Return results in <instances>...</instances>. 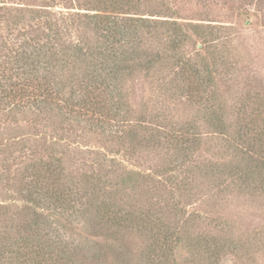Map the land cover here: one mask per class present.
<instances>
[{"label": "trees", "instance_id": "trees-1", "mask_svg": "<svg viewBox=\"0 0 264 264\" xmlns=\"http://www.w3.org/2000/svg\"><path fill=\"white\" fill-rule=\"evenodd\" d=\"M26 1L0 2V35L7 32L9 36H14L12 39L20 41L4 42L3 35L0 36V179L3 178L1 174L7 177L2 179L7 186L4 187L6 192H11L6 194V199L25 202L22 217L11 214L16 207L9 211L6 203L1 205V210L6 209L5 212L10 213L5 215L7 218H0V264L5 262L3 257L10 253V264H39L41 258L45 259L44 262L52 259L51 255L56 252L53 246L42 242L45 239L49 242L46 235L41 241L29 236L21 239L19 233L23 229L38 230L36 225H46L50 209H59L58 215L66 220V211L71 205L83 200L86 204L89 199L90 204L97 207L98 216L107 217L114 226L122 225L133 237L136 233H146L156 243L163 245L173 240L174 232L170 233L173 225L158 217L151 219L152 212L141 211L135 193L140 187L146 194L150 191L162 192L163 188L174 197L180 193H192V174L199 166L186 161L193 152L200 150L204 134L192 131L194 123L189 114H184L185 117L179 122L165 126L156 123L157 115L154 114V120L145 116L138 118L130 129L122 128L124 134L117 132L111 141L122 147L128 159L142 161L145 159L143 153L158 148L164 149L169 158L165 157L156 164V169L149 174L129 171L118 179L120 182L116 180V188L104 189L101 201L96 202L93 196L90 197L96 184H101V179L92 178L91 174L78 177L74 172L66 171L68 167L61 158L63 150L49 152L52 139H48L43 131L46 120L50 122L58 116H66L72 121L74 115L78 126L84 124V127L92 129V124H95L101 128L104 122L109 123V118L115 116L113 112L119 110L114 105L115 95L122 93L126 77L133 78L143 69L150 74L156 65L172 61L167 70L160 66L158 71H169L176 78L174 81L183 96L181 105H202L208 122L218 130L220 136L239 149L243 155L240 161L244 159L248 162L246 166L242 162L236 166L218 163L219 167L230 169L231 175L240 177V180L251 179L259 170L264 174V108L253 107L254 98L259 95L254 98L250 95L246 98V104L239 100L241 105L236 107L238 114H242L240 118H243L227 121L220 85L233 67V62H229L228 56L222 52L224 38L219 30L203 23L186 21L178 10L172 8L162 10L164 12H159L157 17H149L147 13L135 11L138 2L135 0H89L87 8L80 7L86 10L81 30L86 39L92 37L90 34L93 33L95 42L101 45L90 41L87 45H79L76 50L73 46L67 47V52L65 48L59 53L62 57H56L58 52L54 54L53 50L59 47V23L53 15H47L44 4L31 5ZM160 31L165 32L164 39L170 44L168 56L156 54L152 59L148 50L137 52L140 51L137 48L135 51L136 34L138 38L146 37L151 42L152 38L160 36ZM42 38L48 42L36 41ZM96 46L109 47L112 52L118 50L119 53L112 59L106 49H93ZM186 47L192 48L189 55L184 52ZM71 56L87 60L84 62L87 69L82 67L83 62L72 67L69 58L74 62L75 59ZM66 76H69V80H76L70 90L65 84ZM251 102L253 106H249ZM21 119L25 120L26 126L19 123L20 126L14 128L19 134H9L12 126H8V122L15 123ZM207 164L204 162V168L208 167ZM120 165L115 163V166ZM243 166L245 169H239ZM225 169L220 174L229 173ZM237 170L241 171L239 175ZM119 183L123 184L127 198L130 193V200L136 199L135 205H132L135 209L120 208ZM127 184L129 187L125 186ZM108 199L111 202L105 204ZM176 202L178 207L181 206V199ZM178 222L176 225H179Z\"/></svg>", "mask_w": 264, "mask_h": 264}, {"label": "rangeland", "instance_id": "rangeland-1", "mask_svg": "<svg viewBox=\"0 0 264 264\" xmlns=\"http://www.w3.org/2000/svg\"><path fill=\"white\" fill-rule=\"evenodd\" d=\"M26 2L31 5L44 4L47 7L45 9L48 11L47 15H53L59 23V47L53 50L54 54L58 52L56 57H62L59 53L65 48L67 52V47L73 46L76 50V47L83 43L87 45L90 41L95 42L93 33L90 34L93 38L86 39L81 30L82 25L84 27L83 14L86 10L80 7L87 8L89 0H27ZM135 2H137L135 11L147 13L149 17H157L159 12H164L162 10L172 8L178 10L186 21L203 23L221 32L219 34L224 38L222 52L228 56L229 62H233L228 74H223L226 81L223 80L220 85L222 89L220 92L224 94L222 101L226 106L227 121H238L243 118H240L242 114L240 112L238 114L236 107L237 105L240 107L242 102L246 104V98L250 95L253 98L259 96L254 98V106L252 102L249 106L264 108V0H135ZM161 2L165 4L164 7L161 6ZM8 34L2 33L4 42H20L12 39L14 36ZM158 35L160 36L148 42L146 37L140 39L136 34L135 51L137 48H140L137 52L148 50L152 59H155L152 56L156 54L160 57L168 56V50L171 48L164 39L166 34L160 31ZM36 41L48 42L46 38ZM95 43L101 45L100 42ZM93 49L102 51L106 47L96 46ZM109 49L107 47L105 51L114 59L119 52L118 50L112 52ZM184 50L188 55L192 52L191 47H186ZM69 62L72 67L83 62L82 67L87 69L84 63L88 62L87 60L76 58L74 62L69 58ZM171 62L156 65L150 74H146L143 69L133 78L126 77L122 93L117 92L115 95L114 105L119 107V110L116 109V112H113L114 119L109 118V123L104 122L101 128L95 124H92V129L84 127V124L78 126L75 119L77 117L74 115L72 121L66 116H58L50 122L46 120L43 131L45 130L48 139H52L49 152H54L55 149L63 150L64 154L61 158L68 167L66 171L74 172L73 174L78 177L91 174L92 178L101 179V184L99 179L97 182L99 184H96L94 194L92 192L90 197L93 196L92 199L96 202L101 201L104 189L116 188V180L129 171L149 174L156 169V164L165 157L169 158V154L166 155L164 149L158 148L143 153L145 159L143 158L142 161L130 160L121 150L122 147L111 141L117 136V132L124 134L122 128L130 129L138 118L145 116H150L151 120H154L155 114L156 123L165 126L179 122L185 117L184 114H189L190 120L194 123L192 131L204 134L200 150L193 152L186 161L191 162L192 165L196 163L200 168L196 167L195 173L192 174L194 178L190 188L192 193L188 195L180 193L178 195L180 197H174L163 187L162 192L150 191L148 194L143 187H140L135 193L141 211L152 212L151 219L158 217L173 225L170 229V233L174 232L173 240L163 245L156 243L146 233H136L133 237L127 228L122 225L114 226L107 217L98 216L97 207L90 204L91 199L86 201V204L83 200L69 207L66 211V215L68 214L66 220L65 217L58 215L59 209H50L46 225L42 227L36 225L38 230L23 229L19 233L18 237L21 239L29 236L41 240L46 238L44 235L47 236L49 242L46 239L41 241L53 246L56 254L53 253L52 259L47 262L41 258L39 264H52V262L53 264H264V174L259 170L251 179L240 180V177L231 175L230 169L219 167L218 163H230L236 166L242 162L246 166L248 162L244 159L240 161L243 155L239 149L233 147L225 137L220 136L218 130L208 122V117L205 116L206 110L202 105L197 106L192 103H188L187 106L181 105L183 96L179 91V85L174 81L176 78L171 72L165 71L170 67ZM70 65L69 67L72 68ZM160 66L165 69L163 72L158 71ZM56 73L59 75L58 71ZM68 77H65L67 82L65 84L70 90L76 80H69ZM239 100L241 103H238ZM8 123H10L8 126H12L9 134L13 136L19 134L14 128L19 127L20 124L23 126L27 124L22 119ZM121 123L127 127L122 126ZM204 162L208 163V167L204 168ZM115 163L121 164L120 167L115 166ZM244 166L239 169H245ZM224 169L229 173L220 174ZM116 170L117 173H114ZM239 172L241 171L237 170V175L240 174ZM1 175L3 178L0 179V218H7L10 213L5 212L6 209L1 210V205L5 203L9 211L16 207L11 214L22 217L25 202L6 199V194L11 192H6L4 189L7 186L2 179L7 177ZM122 186L121 183L119 185L121 195L118 198L120 208L135 209L132 205H135L136 199L130 200V193L127 198ZM179 199L181 206L178 207L176 200ZM110 202L108 199L105 204ZM176 211L179 213L176 214ZM44 213H47L46 209ZM177 221L179 225H176ZM8 255L3 257L5 264L12 262L11 253Z\"/></svg>", "mask_w": 264, "mask_h": 264}]
</instances>
